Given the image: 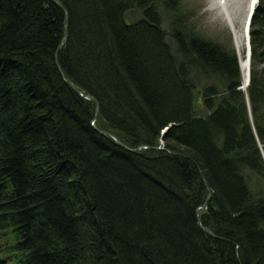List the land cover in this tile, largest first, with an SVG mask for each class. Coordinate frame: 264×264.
I'll return each mask as SVG.
<instances>
[{
    "label": "trees",
    "instance_id": "obj_1",
    "mask_svg": "<svg viewBox=\"0 0 264 264\" xmlns=\"http://www.w3.org/2000/svg\"><path fill=\"white\" fill-rule=\"evenodd\" d=\"M58 1L0 0V264H264V0L246 89L179 0Z\"/></svg>",
    "mask_w": 264,
    "mask_h": 264
},
{
    "label": "rangeland",
    "instance_id": "obj_2",
    "mask_svg": "<svg viewBox=\"0 0 264 264\" xmlns=\"http://www.w3.org/2000/svg\"><path fill=\"white\" fill-rule=\"evenodd\" d=\"M179 3L180 7L178 12L182 14L184 22L189 25V29L191 28L195 34L221 45L226 50L234 51L237 56L241 54V56L244 57L246 51V37L240 44V52H237L233 31L230 25L231 21H228L226 16H230L236 30H239V33H241L242 18L244 16V10L247 8L248 0H222L221 3H218L217 0H179ZM139 16V12L132 10L129 18L132 20L137 19ZM191 79L196 84L197 88H201V86L205 84L217 85L216 78H205L197 71L191 74ZM262 153L264 158V151ZM250 180L251 188L255 189L261 187L264 192L263 179H260V177L256 175H251Z\"/></svg>",
    "mask_w": 264,
    "mask_h": 264
},
{
    "label": "bare ground",
    "instance_id": "obj_3",
    "mask_svg": "<svg viewBox=\"0 0 264 264\" xmlns=\"http://www.w3.org/2000/svg\"><path fill=\"white\" fill-rule=\"evenodd\" d=\"M218 3H221L222 0H217ZM257 2L256 0H248V3H247V8H245L244 10V16L242 18V30H241V33H239V30L237 31L235 26H234V22L233 20H231L230 16L227 15L226 16V19L228 21H231V29L233 31V36H234V39H235V47H236V51L240 52V44L242 42L243 39H245L246 37V42H247V23H248V16H249V13L251 11V9L257 5ZM227 14V13H226ZM239 54V53H238ZM238 59L240 60L239 63H240V67H241V70H242V85L243 86H246V80H247V54H246V51H245V55L244 57L241 56V54L238 55Z\"/></svg>",
    "mask_w": 264,
    "mask_h": 264
},
{
    "label": "water",
    "instance_id": "obj_4",
    "mask_svg": "<svg viewBox=\"0 0 264 264\" xmlns=\"http://www.w3.org/2000/svg\"><path fill=\"white\" fill-rule=\"evenodd\" d=\"M57 5H59L60 7H62V5L60 4V2L58 1V0H53ZM256 1H258V0H256ZM255 8H256V5L251 9V11H250V13H249V16H248V23H247V42H246V54H247V80H246V86L248 85V83H249V64H250V44H249V27H250V22H251V17H252V15H253V12H254V10H255ZM65 31H66V26H65ZM61 45H59V47H60ZM58 47V48H59ZM56 53H57V50H56ZM56 53H55V59H56ZM57 68H58V70L60 71V73H61V68H60V66L57 64ZM66 81H68L69 82V84L71 85V87L74 89V90H76V91H79L74 85H73V83L71 82V81H69L67 78H65V77H63ZM246 86H243V85H241L240 86V88L241 89H245L246 88ZM79 93L81 94V95H83L85 98H87V99H90V100H93L94 101V99H93V97L91 96V95H89V94H83L82 92H80L79 91ZM98 112H99V108H98V105L96 106V110H95V117L97 116V114H98ZM101 131V130H100ZM112 137L115 139V141L121 146V147H123V148H126L127 150H130V151H136L139 147H137V148H129V147H127V146H125L123 143H121L115 136H113L112 135ZM147 147V146H146ZM148 148H154L153 146H148ZM174 154H176V155H183V156H185V154H182V153H180V152H174ZM201 176L203 177V175L201 174ZM208 199H209V197H207L206 198V203H207V201H208ZM207 208V206H204V209H206ZM203 228V227H202ZM208 232H210V233H212L213 234V232H211L209 229H206ZM214 235V234H213Z\"/></svg>",
    "mask_w": 264,
    "mask_h": 264
}]
</instances>
